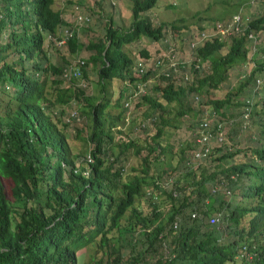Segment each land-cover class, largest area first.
<instances>
[{"label": "trees", "instance_id": "obj_1", "mask_svg": "<svg viewBox=\"0 0 264 264\" xmlns=\"http://www.w3.org/2000/svg\"><path fill=\"white\" fill-rule=\"evenodd\" d=\"M54 1L0 0V264H77V251L88 245L94 248L91 264H264V96L248 103L249 115L259 123L256 145L229 149L223 119H216L212 129L223 138L198 162L193 138L174 149L163 135L166 125L177 127L180 116L192 119L193 133L202 108L191 106L188 95L223 89L228 70L246 63L249 69L237 85L222 95L199 97L215 114L234 117L235 106L243 116L250 101L245 91L254 83L259 87L256 73H264V44H255L248 58L246 46L249 32L264 29V9L225 52L217 38L199 48L210 71L190 84L159 73L160 83H153L157 93L141 94L147 106L135 127L143 133L131 136L117 128L115 136L113 125L125 106L141 102L133 90L127 92V83L156 72L157 56L146 45L138 55L151 64L144 71L133 69L137 55H130L127 44L143 37L146 44L169 41L166 26L172 34L188 30L185 17L155 24L148 11L161 1L170 12L180 3L183 10L196 9L195 1L160 0L153 8L158 0H130L129 25L114 26L110 18L104 33L86 44L77 30L92 32L91 18L73 23L64 17L70 2L56 8ZM63 24L72 30L65 43L70 53L82 45L93 49L87 60L51 59L44 41L48 33L61 38ZM89 62L97 72L99 96L75 84L76 77L89 78ZM72 101L78 102L84 126L75 124L76 109L64 119ZM73 122L74 134L68 136L66 127ZM232 156L237 160L227 164ZM212 215L218 220L210 222Z\"/></svg>", "mask_w": 264, "mask_h": 264}, {"label": "rangeland", "instance_id": "obj_2", "mask_svg": "<svg viewBox=\"0 0 264 264\" xmlns=\"http://www.w3.org/2000/svg\"><path fill=\"white\" fill-rule=\"evenodd\" d=\"M57 3H55L54 7H58L59 4L61 2H64L65 0H55ZM81 2H79L80 6H76L75 4H69V8H68V12H69V20H71L73 23L74 22H79L77 20H75L73 18V15L75 14V12L77 13H84V15L86 16H91V28L93 29L92 32H87V29L83 30L81 27L77 30V35L79 37V40L81 43L86 44L88 42V38H91V36H97L100 34H103L105 29H106V23L108 19H112V22L114 23V26H123L126 27L129 25L130 21H131V1L130 0H101L100 4L97 5L96 2H94V0H80ZM158 0L156 2V4L153 6L156 7L159 4ZM195 1V2H194ZM194 4L196 6L195 8H188L183 10V8L185 7L184 3H180L179 5L181 6L180 8H178L177 11L175 12H170L168 10V8H166L164 6L163 1H161V6L158 8H154L149 10L148 12L150 13V16L152 18L153 23L157 24L160 20H166V21H170L173 17H185V19L183 21L186 22V24H190L191 27L197 26V24H200L201 26H203L205 28V31L210 32V34H214V32L216 31L215 27H214V22L215 21H223V20H228L231 12H233V10H235L234 8H239L242 7L241 9V13L244 16H247V19H245L246 21L250 18V17H254L255 15H258L260 12L263 11L264 9V0H216L213 1V3L211 4V7L207 8L206 6L202 8V6L208 1V0H194ZM69 2H73V1H69ZM77 2V1H76ZM239 2H243V3H239ZM251 2V3H250ZM74 10V13L72 12ZM198 11V14H192V12H196ZM73 13V14H72ZM148 14V13H147ZM201 17V19H200ZM180 22L177 21V24H179ZM86 27V26H85ZM164 36L167 37L169 40L173 41V42H177L176 40V36H179V32L174 29L173 30V34L170 30V28L168 26L165 27V31H164ZM187 31L184 33L185 35H187ZM177 34V35H176ZM181 36L183 35V32L180 34ZM256 39L253 37L254 41L251 40L250 42V48L247 52V57L252 56L253 51L255 49V43H260L261 45L264 44V29H262L261 31L257 32L255 34ZM224 38H229V35L224 36ZM182 39V38H180ZM145 41H148L147 38L143 37V39L141 40H137V41H132L130 43H128L127 48L129 50V53L132 57H135L136 55L138 56V50L146 45L147 48L149 47V50H151V53L154 56H158L157 54L161 51L160 48L158 47V43L156 42H149V44H146ZM253 42V43H252ZM252 43V44H251ZM229 44V40L225 41V45L221 48L220 51H226L228 49V45ZM150 45V46H149ZM44 46L46 47V49L49 51V55L51 57V59L55 62H63V57L65 59V57L67 58V60L69 61H73V64L75 63L76 59L78 57H82L84 59H88L89 53H91V51H93V49H88L85 45H82V47L79 48L77 54H73L69 52V49L67 47V45H55V43H52L51 41L47 40V37L44 41ZM161 46L163 47V45L161 44ZM170 54H168V52H165V54H163L162 59H163V66L166 70H173L174 69V64H172V60L170 58ZM174 59L177 60H181L184 61V65H179L176 67V69H174V73L177 74V79L179 80L180 75L183 74V71H187V73L194 79L197 77V75H202L203 73L209 72L210 71V67H209V61L208 60H203L200 61V67L197 70H194L191 62L192 60V55H191V49L189 48V46L187 45V43L185 42V40H182V42H179L177 49L174 51ZM249 66L245 64L242 65H236L233 66L232 68H230L228 70V77H226L225 80H223L222 82V86L223 89H219L218 91H207L204 90V92L202 93L203 98H208V97H212V96H217V95H222L223 91L225 89H230L232 88L234 85L238 84V79L241 78V76L244 75V73L246 71H248ZM86 70L87 73L89 75V78L87 79H83V78H79L76 77L75 80V84L77 86L82 87L86 94L88 95H95V96H99L100 95V89H99V85L95 84V80L97 78V72L95 70V67L92 66V63H87L86 66ZM52 76V75H51ZM65 76V75H64ZM257 78L259 79V81H257V84L259 85V87H255L254 85L256 83H254L252 85V91L248 92L245 91L246 95H250L247 96L249 97L251 102H254L256 99H258L260 96H264V73L261 74H257L256 73ZM67 77V76H65ZM68 78V77H67ZM156 80V78H154ZM63 83L68 84V80L63 81ZM160 83V82H159ZM86 84V85H85ZM164 84V83H162ZM154 84L150 87L147 88V91H150V93H154L156 94V90L154 89ZM133 88L127 83L126 85V90L128 92L129 89ZM112 89L113 91L117 92V84L114 81L112 83ZM134 98L136 99V95H134ZM141 96L139 97V101L140 105L136 106L134 104L133 100L129 106H125L126 108H124V112L125 115H122L120 117V119L117 120L116 124L113 125V130H114V134L115 136L119 135V132L117 131V128H121V133L123 134H128L131 136L143 133L142 129H138L137 127H135L136 122L138 120H136L135 118L137 116H139L140 114L143 113L145 106H147V104L143 103V100L140 99ZM136 99V100H137ZM123 100V98H122ZM187 100L191 102V106H193L194 108L198 109V108H202V113L200 115V117L202 118V116L205 114V112L207 113V115L210 116V120L211 122H215L216 119H223L221 124H222V130L223 133L225 135V140L226 143L229 145V149H234L236 146V144L244 146V145H256L257 141L255 140V136L257 137L258 131H259V123L256 119V117H254V115H248L247 117L244 116V111H243V116L241 114L237 112H239V110L241 111V107H233L232 109L235 110L234 113H236V115L234 117L232 116H220L218 114L212 113L211 109H207L206 106H204L202 104V101L200 99H196L194 97V95L192 93H190V95H188ZM77 102V101H76ZM75 101L71 102V106H68L67 111L64 113V119L67 120L68 117V113L73 110L76 109L79 114V109L77 108V103ZM207 109V110H205ZM119 111V109H113L111 110V112L113 114H117V112ZM242 113V112H241ZM214 115V116H213ZM125 116V117H123ZM185 119L186 121L182 122L181 119ZM236 118V119H235ZM77 123H75L78 126H84L85 124V118L80 115L77 118ZM177 127H173V126H165V131L163 135H167V138L172 142V145L174 147V149L178 148V145L180 144V142H182L183 139H191L193 134L191 131V128L189 127V121L192 120L190 117H186V116H180L179 118H177ZM200 120V119H199ZM239 120V121H238ZM131 121V122H130ZM232 122H234L232 124ZM73 123L69 124L66 129L68 132V136H71L72 134H74V130H73ZM153 129V125L150 124V126L146 127V130H152ZM168 130V132H166ZM228 131V134H227ZM166 132V133H165ZM217 142V141H216ZM213 144H216L215 142ZM227 150V146H225ZM118 148H116L117 150ZM80 150V147L77 149L76 151ZM241 155V154H239ZM237 157L236 156H232L229 157L227 160V164L233 163L234 161H236ZM206 159V158H205ZM138 159L137 158H132V162H137ZM201 161V158L199 159L198 162ZM203 161V160H202ZM208 164L209 167H212L211 164L209 163V161L206 162ZM166 169H168V172H170V164H165ZM8 184V182H7ZM218 189V187H217ZM129 248V247H128ZM124 249V248H122ZM126 249V248H125ZM129 250V249H127ZM94 252V248L92 245H88L87 247H82L77 251L78 254V260H77V264H91L92 263V254Z\"/></svg>", "mask_w": 264, "mask_h": 264}, {"label": "clouds", "instance_id": "obj_3", "mask_svg": "<svg viewBox=\"0 0 264 264\" xmlns=\"http://www.w3.org/2000/svg\"><path fill=\"white\" fill-rule=\"evenodd\" d=\"M213 1H216V0H211L210 2H206L202 6V8L205 6L207 8L211 7V4L213 3ZM250 1H253V0H250ZM67 2H69V1L65 0L64 2L58 3L59 6L56 8H63ZM55 3H57V2L54 1L53 6L55 5ZM70 3L75 4L76 6H79V3L76 2L75 0H73V2H70ZM239 3L241 4L243 2H239ZM96 4L99 5L100 3H96ZM234 9L235 10H233V12H231V15H230L228 20H226V21L225 20L215 21L214 22V27L216 29L214 34H210V32L205 31L204 27L199 28L198 26H195V28L190 27L188 30L183 31L182 36H180V34H179V36H176V40L178 43L173 42L171 40H169V41L164 40L162 43L163 47L161 46V44L159 45V48L161 51L157 54L158 56L156 57L157 58L156 68H155L156 72L151 73V75H149L146 80H139L136 82L129 83V85L133 88L134 94L137 97H140L141 94L145 93L147 88L152 86L153 83H156V82L159 83L160 82V79L158 78L159 73H163L164 76L170 75L171 78L175 80V82H179L181 84H190L194 79L187 73V71L182 72L183 74L180 75L179 80L177 79L178 78L177 74L174 73V69H176L177 66H179V65L183 66L185 63L184 61L177 60V59L173 58L174 51L177 49L179 42H182V40H185V42L187 43V45L191 49V55H192V60H193L191 62V64H192L194 70L199 69L200 61L208 60V59H203L199 54V48L202 47L205 44V42H207L209 40H214L215 38L223 41L224 43L226 40H229V42H231V39L234 36H239L240 34H243L244 29L246 28L249 20L252 17H250L246 21L245 19H247V16H244L241 13L242 7H239L238 9L237 8H234ZM72 12L74 13V10ZM79 16H81V17H79ZM64 17H65V19H69V12L68 11H65ZM73 18L75 20L79 21L77 23H81V22H83V20L91 18V16L90 15L86 16V15H84V13L79 14V13L75 12V14L73 15ZM69 21H71V20H69ZM66 28L72 33L71 27H69V25L63 24L60 27V29L58 30V32L62 33V37L58 39L55 34L48 33V35L46 36L47 40H49L51 38L54 40V43H56L57 45H66L65 44L66 40H67L68 36L70 35V34H67L65 32ZM186 31L188 32L187 35L184 34ZM255 34H256V32L254 33V31L249 32L247 34L248 40H247L246 46H247L248 50L250 48L251 40L254 41L253 37L255 39L257 37V36H255ZM227 35H229V38H224V36H227ZM180 38H182V39H180ZM59 40H62V42H59ZM255 44H256V46H259L260 43L258 42ZM165 52H168V54H170V56H171L170 58L172 60V64H174L173 70H166L163 66L162 56H163V54H165ZM220 52H225V51H220ZM76 60H80V58H77ZM150 64H151V59L148 60L147 58H143L142 56L138 55L134 59L133 69L136 70L137 68H139L140 71H144L148 68V66ZM227 77H228V75H227ZM154 78H156V80ZM257 81H259L258 78H257ZM132 85L136 86L138 88V90L136 91ZM129 90H132V89L130 88ZM191 93L194 95V97L196 99H199V97L202 96V93H199V94L196 92H191ZM248 103H251V101H247V104L244 106V109H243L244 116H246V117L249 115L248 110H249L250 105ZM207 109H205V110H207ZM212 113H214V110H212ZM204 122H207V125H206V127L203 128L202 124ZM221 122H220V126H222ZM212 126L213 125H212V122L210 120V116L207 115V113L205 112V114L202 116V118H200L198 126L196 127V129L192 133L193 134L192 138L194 139V142H196V144H197V148L193 154V157L195 158V160L199 161L200 158L202 160V158L210 152L211 146L213 145V143L214 142L217 143L216 140H221L223 138V136L220 135V131H217L218 135L221 136V139H218V136L215 134L216 132L213 131ZM206 130H209L212 135L209 138H207L206 140H198V138L201 137L203 132H206ZM196 152H200V153L205 152V154L200 155V156H196L195 155Z\"/></svg>", "mask_w": 264, "mask_h": 264}, {"label": "built area", "instance_id": "obj_4", "mask_svg": "<svg viewBox=\"0 0 264 264\" xmlns=\"http://www.w3.org/2000/svg\"><path fill=\"white\" fill-rule=\"evenodd\" d=\"M79 17H81V16H79ZM65 32H66L67 34H71V32H70L67 28L65 29ZM59 42H62V40H59ZM202 125H203V128L206 127L207 122H204ZM211 135H212L211 132H210L209 130H206V132H203L202 136L199 137L198 140H206V139L209 138ZM218 139H221V136H218ZM206 149H207V148H206ZM203 154H205V152H202V153H200V152H196L195 155H196V156H200V155H203ZM209 220H210V222H215L216 220H218V217H217V215H212V216L209 218Z\"/></svg>", "mask_w": 264, "mask_h": 264}]
</instances>
